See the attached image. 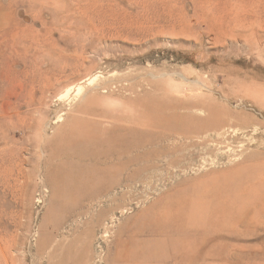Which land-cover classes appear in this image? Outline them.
Segmentation results:
<instances>
[{"label":"rangeland","instance_id":"374dc122","mask_svg":"<svg viewBox=\"0 0 264 264\" xmlns=\"http://www.w3.org/2000/svg\"><path fill=\"white\" fill-rule=\"evenodd\" d=\"M0 264H264V0H0Z\"/></svg>","mask_w":264,"mask_h":264},{"label":"bare ground","instance_id":"6f19581e","mask_svg":"<svg viewBox=\"0 0 264 264\" xmlns=\"http://www.w3.org/2000/svg\"><path fill=\"white\" fill-rule=\"evenodd\" d=\"M78 90L80 92L81 87ZM242 130H244V129L243 128L238 129V128H232V127H223L220 134L222 137H225V138L227 136L233 135V136H236L235 140H238L239 139L238 133H240ZM130 135H134V134H129L126 138L121 139V142L118 145H114L113 147H111L109 152L113 155L112 161H113V159L118 157V155H122V154L127 153L129 155L127 163L129 165H134L133 169L128 171V172H125L126 174L123 175L121 178H118L112 174L108 180H103L104 182L100 183V187L97 188L96 193H95V194H97L96 200L104 198V199H107L108 202L114 203L113 205H111L113 210H118V209H121L123 207V205L120 202H117L118 198L124 196L126 189L131 187L130 185H133L134 183L136 184L138 182H141L142 179L139 177L138 174L141 173V171H143L144 169H147V167H150L148 164H144V165L141 164V157L143 156V154H145V151L143 149L146 148L145 146L148 142L146 143V142L142 141V137L134 139ZM176 135H179V137L182 136V134H180V133H176ZM172 137H174V136L172 135ZM223 146H225L224 148H227L228 151H231V152L234 151L233 145L229 144L227 141L219 142V143L215 144V147L218 149L222 148ZM244 146L245 145L242 143L238 145L239 148H243ZM184 147L185 146H183V145L176 146V141H175V145H173L172 148H174L175 151H179V149H182ZM172 148L169 146V148H166V150L172 151L173 150ZM120 153H122V154H120ZM242 155H243L242 150H241V153H233V157H235V158L237 157V159ZM156 161H158V160H156ZM156 165L158 167L159 162H157L156 164L155 163L151 164V166H153V168L156 167ZM168 166L172 167L173 165H171V163H170V165L168 164ZM125 170H127V169H125ZM139 179H141V180H139ZM137 180H139V181H137ZM118 189L123 190L122 193H120L121 194L120 196H110L111 195L110 193H113V191L118 190ZM85 195H87V193ZM89 198H90V195L88 194L86 199H89ZM114 219L115 218L113 217L112 220H114ZM107 233H108V231L105 232L106 235L104 234L105 235L104 238L108 237Z\"/></svg>","mask_w":264,"mask_h":264}]
</instances>
